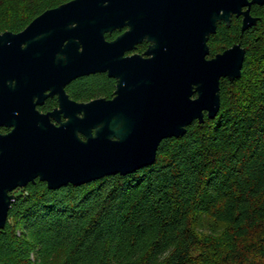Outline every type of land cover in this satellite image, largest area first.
Wrapping results in <instances>:
<instances>
[{"label":"water","instance_id":"1","mask_svg":"<svg viewBox=\"0 0 264 264\" xmlns=\"http://www.w3.org/2000/svg\"><path fill=\"white\" fill-rule=\"evenodd\" d=\"M253 3L264 0H66L0 32V124L14 125L0 133V228L9 190L36 177L57 188L133 171L154 161L163 138L214 116L220 79L240 75L245 47L209 57V36L232 15L241 31L255 24ZM142 39L147 56L124 54ZM98 71L115 78L112 97L67 98L68 81ZM45 90L59 95V126L34 107Z\"/></svg>","mask_w":264,"mask_h":264},{"label":"trees","instance_id":"2","mask_svg":"<svg viewBox=\"0 0 264 264\" xmlns=\"http://www.w3.org/2000/svg\"><path fill=\"white\" fill-rule=\"evenodd\" d=\"M64 1L0 0V32ZM251 12L260 18L245 30L232 15L209 36L211 55L245 47L240 75L220 79L217 113L163 138L133 171L57 188L28 182L0 228V264H264V4ZM114 87L96 72L70 90L110 97Z\"/></svg>","mask_w":264,"mask_h":264},{"label":"flooded vegetation","instance_id":"3","mask_svg":"<svg viewBox=\"0 0 264 264\" xmlns=\"http://www.w3.org/2000/svg\"><path fill=\"white\" fill-rule=\"evenodd\" d=\"M251 11V10H250ZM252 13V12H251ZM253 14V13H252ZM254 15V14H253ZM240 16V22H241V15ZM126 28V27H124ZM114 31V30H113ZM112 31V32H113ZM111 32V33H112ZM120 31L118 30V33ZM107 38V37H106ZM108 39V38H107ZM144 43V47L139 49L138 46L140 44H143ZM148 41L146 39H142L140 42H138L135 46V48L131 49V50H128V51H125L124 54H131V53H134V52H137V53H140L142 54L143 56H147L146 54H144V51L145 49L147 48L148 46ZM213 55V54H212ZM209 52V54L207 56H212ZM99 72V71H98ZM101 72H105V71H101ZM96 73V72H94ZM89 74H92V73H89ZM89 74H84V75H89ZM84 75H80V76H76L74 78H72L70 81H68L65 85H64V92L66 93L67 95V98L71 101H75V102H81V101H88L90 99H93V98H96V97H103V96H91V97H88V98H80L78 97L75 93H73L71 90H70V86L71 84H73L75 82L76 79H78L79 77L81 76H84ZM112 77V76H110ZM114 78V77H113ZM115 80V78H114ZM115 89V87H114ZM114 89H113V92H112V95L110 97H112L114 95ZM45 95L42 96V98L40 99V101L36 102L34 107L35 109L39 112V113H49V112H52L50 115H49V119L51 121V123L54 125V126H59L61 122H63L65 119H66V116H64V112L63 111H59L61 106H60V100H59V95L58 93H49V90H45L44 91ZM110 97H105V98H110ZM38 99L37 96H35L33 98L34 101H36ZM64 108V107H63ZM78 114H80V112H78ZM14 125H5V124H0V133H7L9 131H11L13 129ZM79 135H81L80 132H78ZM37 180H40L38 177L35 178V181L36 182ZM40 181H43V180H40ZM32 182V183H34ZM46 183V182H45ZM28 184V183H27ZM26 184V185H27ZM25 185V186H26ZM25 186L23 187H16L12 190H9L8 192L9 193H16L17 191L23 189Z\"/></svg>","mask_w":264,"mask_h":264},{"label":"rangeland","instance_id":"4","mask_svg":"<svg viewBox=\"0 0 264 264\" xmlns=\"http://www.w3.org/2000/svg\"><path fill=\"white\" fill-rule=\"evenodd\" d=\"M17 192H18V191H17ZM32 252H33V251H32ZM30 257H31V258H35V257H34V254H31V256H30ZM35 259H36V258H35ZM39 260H40V259H39V258H37V260H36V261H37V263L39 262ZM36 261H35V262H36ZM32 264H34V263H32Z\"/></svg>","mask_w":264,"mask_h":264}]
</instances>
